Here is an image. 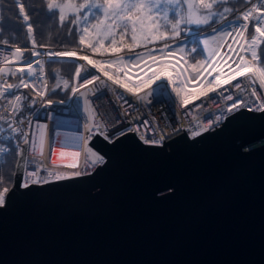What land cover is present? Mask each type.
<instances>
[{"label": "water", "instance_id": "obj_1", "mask_svg": "<svg viewBox=\"0 0 264 264\" xmlns=\"http://www.w3.org/2000/svg\"><path fill=\"white\" fill-rule=\"evenodd\" d=\"M114 133L85 141L103 162L27 187L23 143L0 207V264H264V110L158 144L128 121Z\"/></svg>", "mask_w": 264, "mask_h": 264}, {"label": "built area", "instance_id": "obj_2", "mask_svg": "<svg viewBox=\"0 0 264 264\" xmlns=\"http://www.w3.org/2000/svg\"><path fill=\"white\" fill-rule=\"evenodd\" d=\"M262 3L264 0H248L242 7L205 28L203 34L210 33L207 53L203 62L195 67L188 63L186 43L189 35L199 33L200 30L187 28L175 41V47L180 50L179 54L174 55L169 64L163 63L176 70L175 83L173 80L166 81L169 90L163 92L156 86L159 83L149 86L143 83L146 76H150L148 72L142 75L141 79H128V88L135 87L138 90L135 93L129 92L122 86L123 76L107 67L100 58L74 46L38 43L18 45L0 40V45H3L0 47V148L9 150L11 147L9 140L12 139L21 149L24 143L21 134H27L29 144L26 145L23 184L31 181L40 183L44 178L52 175L91 166L98 153L85 141L92 134L89 130L97 121L102 135L108 136L109 139L111 136L108 132L111 128L122 121H128L129 127L145 143L158 144L162 143L165 133L176 128L185 129L190 136H193L224 120L226 115L235 111H228L231 101L224 97L231 94L235 98L242 94L245 98H249L250 81L254 80L256 85L260 83L259 70L264 69V66L256 60V57L258 45L264 36L254 31V19L261 18V22L256 26L264 31ZM245 14L249 15L248 21L245 22L247 28H236L233 31L228 27L229 24L242 19ZM250 24L253 26V35L249 46L247 39ZM221 28L226 31H220ZM214 30L216 31L213 35L211 33ZM17 49H20V54L17 53ZM50 51L76 53L75 57H51L75 61L71 77L59 76L55 81H51L48 72L50 58L47 55ZM253 52L256 53L255 56L252 55ZM84 56L93 62H99L100 66L94 67L88 64V61L82 59ZM27 60L31 61V68L24 62ZM237 65L240 67L238 68ZM245 65L248 69L245 75L233 79L235 72ZM77 70L81 75L87 70L90 73L87 77L89 80H92L93 75L97 76V79L92 80L91 84H83V81L75 75ZM105 72L108 73L107 76ZM217 76L220 77L221 82L228 80L230 83L217 87L219 83L215 81ZM14 77L18 79L13 80ZM117 80L121 83L117 84L115 82ZM238 81L240 89H234L233 85ZM24 84L28 85L26 87L28 90L16 88L14 95L6 94L7 85L23 87ZM177 88L183 91L177 94L175 91ZM210 88L216 89V92L209 91ZM73 89L76 91L74 92ZM56 92H66V95L57 96ZM255 92L260 96V100L258 105H252V110H256L258 106L264 107L262 89L257 86ZM185 93L190 101L187 106L182 103ZM27 95V108H24ZM159 95H163V98L155 100ZM33 100H35L34 104ZM49 100L53 101L50 105L47 103ZM249 102L251 103L250 99ZM50 113L53 117H50ZM125 113L128 115L125 116ZM58 116L75 117L77 120L75 123L68 121L65 124H56ZM10 125L17 131L9 132ZM55 127L78 133L73 160L52 158ZM61 140L70 142L71 138L64 136Z\"/></svg>", "mask_w": 264, "mask_h": 264}, {"label": "snow or ice", "instance_id": "obj_3", "mask_svg": "<svg viewBox=\"0 0 264 264\" xmlns=\"http://www.w3.org/2000/svg\"><path fill=\"white\" fill-rule=\"evenodd\" d=\"M215 3L222 4L226 2H231V0H214ZM200 7L206 11L207 15L201 19L199 17L193 18V13H192V5H188V14L187 16L181 17L179 11H175L180 8L181 5V0H147V3L144 2V0H104L103 4L97 3L96 0H92L91 4L88 5H79L76 6L71 3V0H69L68 3L61 4L57 3V0H48L46 4V9L49 17H53L57 15V10L59 14V20L61 23L65 20V11L67 9H71L73 12H79L81 8H84L87 10L88 14L91 15L92 19H95V12H100L105 19L108 18H115L116 20L120 21V23L123 25L124 31L127 32L129 28L131 29L132 36L131 39L133 41H138V40H143V41H152V40H165L166 38L176 40L179 38L182 34L181 30L182 29H187L189 27H192L195 25L197 28L202 27V26H209L212 22H215V20L219 19L221 17V13L218 12H213V3H206L205 0H199ZM264 7V3L261 5ZM173 10L171 13L169 10ZM39 9H33V12H37ZM225 12L228 10L225 9ZM151 12H156V13H163L162 16L157 17L156 19H153V17L150 15ZM139 13V14H137ZM18 15L21 16V19L25 22L27 25V31L29 33L32 32V26L29 21V17L24 14V5L20 4L18 8ZM170 15H174L176 17V22L172 23L170 19ZM89 18V15L86 14L85 20ZM249 15L245 14L242 19H238V22L229 24V28L235 31L236 28H247V24L245 23L248 21ZM162 20L163 24H160L159 21ZM261 22V18L257 17L254 19V31L256 33H259L260 35L264 36V31L258 25ZM103 25V21H101L100 24L94 25V27L97 29L99 33H101L104 36H109L112 35L114 36V33L112 31L111 25H104L103 26V31L101 32V26ZM161 27L163 28H168L170 29L172 36L168 37V33L164 32L161 33L160 29ZM220 31H226V29H219ZM215 31L211 34H215ZM2 35V33H0ZM83 37H81V41L83 42ZM124 37L123 35L121 36V40H123ZM196 43H199V40L195 41ZM103 41H101L102 45ZM207 43V40H204V44ZM117 45V40L115 38L112 39L111 41V46H112V51H119V49L116 47ZM0 47H3V45H0ZM125 47H131V45H125ZM169 47L167 43L164 45V49H161V51L166 50ZM11 50V49H9ZM94 51L96 49H93ZM193 54L197 52L196 48L190 49ZM201 52H203V47L199 49ZM19 52V49L16 50ZM47 55L50 58V62H53L51 60V57H75L76 53L75 52H48ZM150 56L151 54L148 53ZM253 56L256 55L255 52L252 53ZM83 60L88 61V64L94 65V67H99L100 64L99 62H93L92 60H89L87 56L82 57ZM130 59H136L139 60L141 57L139 55H135L133 57H130ZM29 68H31L32 64L30 60L24 61ZM153 64L156 63L155 58L152 59ZM79 63V61H77ZM241 63H244L241 61ZM261 63H264L262 61ZM167 65L161 66L158 68L156 71H152L151 67H149V71H152V75L149 78L148 81L144 83L148 84H153L156 83L157 81H160L159 84L156 86L162 89L163 91H166L168 88V85L162 78L167 77V80H172L171 75L167 71ZM239 68L240 66L237 65ZM248 71L247 66L245 65L244 68H240L239 71L235 72V76H233V79H236V77L244 76L245 73ZM21 72H23V69H21ZM260 83L259 85H256L255 81L252 80L250 81L251 84V91H250V97L245 98L242 94L237 95L235 98H233V95L229 94L227 97H224V99L231 101V104L228 107V111H233L236 110L238 111L240 107H244L248 110H252V105H258V102L260 100V96L256 94L255 88L258 86L262 89V93L264 94V69H260ZM90 73L85 70L83 75H81L80 71L77 70L75 75L79 77L82 81L83 84H91L92 80L97 79V76L93 75L92 80H89L87 77ZM55 75V73H54ZM108 73L105 72V76H107ZM198 78V77H197ZM215 81L219 82L217 83V87H219L221 84H228L230 81L225 80V81H220V77L217 76L215 77ZM117 84H120L121 82L119 80L115 81ZM175 83V81H173ZM183 83V81L181 82ZM83 84L81 86H83ZM23 87H27L28 85L24 84L22 85ZM124 88L128 89L129 92L135 93L138 90L137 89H132L128 88L127 84L122 85ZM21 87V85H7L6 88V94L7 95H14L15 94V89ZM234 89H240V82L238 81L235 85H233ZM247 90V89H244ZM244 90H241L243 92ZM75 92L76 90L73 89ZM177 94H179L183 89L177 88L175 89ZM209 91L216 92V89L210 88ZM217 95H219L217 93ZM249 99L251 103L249 102ZM17 100H19V97H17ZM32 103H35V100L32 101ZM47 103L50 105L53 103V101L49 100ZM125 103H127L125 101ZM182 103L183 105L187 106L190 101L187 98V94L182 97ZM256 110H264V107H256ZM128 113H125V116H127ZM9 132H16L17 130L12 128L11 125L9 126L8 129ZM90 133L92 134H102L100 127H99V121L96 122V124L93 126L92 129L89 130ZM123 134V133H120ZM198 134V133H196ZM22 138L24 140V143L27 145L29 144V139L27 134H21ZM106 140H109V137L105 135L104 137ZM116 138V134H113V138L109 140V142H113L114 139ZM11 139V137H10ZM14 146L17 147V152L18 156L22 158V152L19 149L18 145L15 144V141L13 140ZM9 150L6 148H0V153H7ZM91 152V150H89ZM78 155V154H76ZM93 155H95L93 153ZM103 162V157L99 155H95V160L93 163H100ZM0 168H2V165H0ZM35 175V173H33ZM75 175H79V173H75ZM62 177L57 175L55 179L59 180ZM28 185L26 183L21 184V187H27ZM8 191L7 188H4L3 192L6 193ZM5 204V196L3 193H0V207H3Z\"/></svg>", "mask_w": 264, "mask_h": 264}, {"label": "trees", "instance_id": "obj_4", "mask_svg": "<svg viewBox=\"0 0 264 264\" xmlns=\"http://www.w3.org/2000/svg\"><path fill=\"white\" fill-rule=\"evenodd\" d=\"M248 0H231V2H226L218 4L213 2V8L216 9L218 13H221V17L224 14L231 13L236 9L242 7ZM48 0H0V40H5L10 43H29L33 39L38 44L43 45H62V46H74L78 49L89 52L92 56L97 57L101 55V50L94 48L93 40L88 38L85 35L84 28L91 27L92 25L101 21L104 17L100 12H95V19L91 18V15L88 14L87 10L81 8L79 12H65V20L61 23L59 20V14L57 10V15L49 17L46 9V4ZM69 0H57V3H68ZM74 5H88L92 3V0H71ZM97 3L103 4L104 0H96ZM24 5V14L29 17V21L32 26V32L27 31V25L21 19V16L18 15L19 5ZM39 9L37 12H33V9ZM228 11L225 12L224 10ZM172 11H170L171 13ZM89 15V18L85 20V16ZM180 16L184 17L183 12H180ZM220 17V18H221ZM219 18V19H220ZM172 23L176 22V17L170 15ZM219 19L215 20L218 21ZM109 21L112 22V31L114 36L110 35L107 39V42L111 44L113 38L117 40V47L121 51L128 50L132 46L140 48L144 41H133L131 39L132 32L131 29L127 32L124 31L123 25L120 21L115 18H109ZM212 22V23H215ZM211 23V24H212ZM161 24L163 21L161 20ZM193 27H196L193 25ZM206 27V26H202ZM199 27V28H202ZM197 28V27H196ZM199 30V29H197ZM161 33L167 32L168 36H171L172 33L170 29L161 27ZM253 33L252 24L248 28V36H251ZM123 35L124 39L121 40ZM83 37V42L81 41ZM199 40V34L193 33L188 36L186 43V52L188 55V62L192 66H198L204 60V49L201 52L199 49L202 47L201 42L196 43L195 41ZM160 40L155 41L159 43ZM125 45H131V47H125ZM196 48L197 52L192 53L190 49ZM93 49H96L95 51ZM53 62L48 61V72L51 81L59 76L71 77L75 68V62L69 59H51ZM256 60L264 66V39L258 45V56ZM55 73V75H54ZM17 80V77L12 78ZM24 90H28L26 87H19ZM57 96H65L66 92H56ZM28 95L24 104V108H27ZM11 147L7 153L0 155V193L4 188H8L13 183L14 179V169L15 163L18 157L17 147L14 146L12 139L9 140Z\"/></svg>", "mask_w": 264, "mask_h": 264}, {"label": "rangeland", "instance_id": "obj_5", "mask_svg": "<svg viewBox=\"0 0 264 264\" xmlns=\"http://www.w3.org/2000/svg\"><path fill=\"white\" fill-rule=\"evenodd\" d=\"M144 2L147 3V0H144ZM205 2L213 3L214 0H205ZM71 3L74 4L73 2ZM61 4H65V3H61ZM188 5H192V13H193L194 19L197 17L203 19L207 15L206 11L200 7L199 0H181L180 8L175 11H179V13L183 12L184 16H187ZM69 11H72V10L67 9L65 12H69ZM169 11H173V10L170 9ZM212 11L216 12L217 10L213 8ZM228 14H224L220 19L224 18ZM150 15L153 17V19H156L157 17L162 16L163 13L151 12ZM101 21H103V25L101 26V32L103 31L104 25L112 26V22L109 21V18L105 19V17H103ZM101 21L94 25L100 24ZM159 23L161 24V20L159 21ZM94 25H92L91 27L84 28V32L88 38H91L93 40V45H94L93 47L101 50V55L97 56V58H100L102 61H104V63H106L107 67H109L111 70L115 71L116 73H119L121 76L123 77L129 76V79H133V80L136 78L141 79L142 75L146 74V72H148L151 76L152 71L158 70L159 64L161 63L169 64L170 61L172 60L171 58H173L174 55L175 56L178 55L180 51L179 48L175 47L176 40H171L168 38H166L165 40H160L159 43H155V41L157 40H152L150 42L144 41V43L142 44L140 48H136V46H132L130 49L124 50V51H121V49H119V47L116 46L119 49V51H112L111 44L107 42V39L109 38L110 35L109 36L102 35L101 33L97 31ZM207 27L209 26L202 27V28H196L193 26L191 27L193 30L195 29L200 30V32L198 33L199 41L201 42V45L204 49V56H206L207 45L209 43V38H210L209 37L210 33L203 34L204 32L203 30ZM185 31L186 29L181 30L182 33H184ZM171 36H168V37H171ZM251 36H248V39H247V45L249 46L251 43ZM204 40H207L206 44H204ZM101 41H103L102 45H101ZM140 41H143V40H140ZM29 43H36V42L33 39H31ZM165 43H167L169 47L166 50L161 51V49H164ZM18 45H21V44L18 43ZM20 52L21 51L19 49V52L17 53L20 54ZM148 53H150L151 55L149 56ZM135 55H139L141 59L139 60L130 59V57H133ZM153 58H155L156 60L155 64H153L152 62ZM149 67H151L152 71H149ZM182 74L183 76H185L184 72H182ZM3 190L1 191V193L5 194Z\"/></svg>", "mask_w": 264, "mask_h": 264}, {"label": "bare ground", "instance_id": "obj_6", "mask_svg": "<svg viewBox=\"0 0 264 264\" xmlns=\"http://www.w3.org/2000/svg\"><path fill=\"white\" fill-rule=\"evenodd\" d=\"M51 59H59V58H51ZM160 66H164V64L161 63ZM167 71L171 75L172 80L174 81L175 74H176L175 68L169 66V67H167ZM149 78H150V76H146L144 82L148 81ZM128 79H129V76L123 77L122 78V85L123 84L128 85V83H129ZM162 79L164 80V82L169 81V80H167V77H164ZM157 83H160V81H157L154 84H157ZM146 85L149 86L148 83H146ZM131 88L135 89V87H131ZM167 89L169 90V86ZM126 90H128V89H126ZM86 95L88 96V94H86ZM50 117H53L52 113H50ZM56 118H57V120L55 122L56 124H58V123L65 124V123H68V121L75 123V121L77 120V118H75V117H65V116H58ZM64 136L68 137V139L71 138L70 142H64L63 140H61V138H63ZM77 136H78V133L75 131L72 132V131L65 130L63 128L55 127L54 135H53V139L55 140V143L53 145V151H52L53 156L51 155L52 158L53 159H60V160H70V161L73 160V158H74L73 154L75 153V149H76L75 144H76ZM57 144H60V145H57ZM62 152H64V153L62 154Z\"/></svg>", "mask_w": 264, "mask_h": 264}]
</instances>
